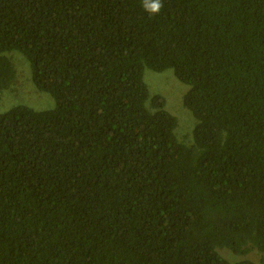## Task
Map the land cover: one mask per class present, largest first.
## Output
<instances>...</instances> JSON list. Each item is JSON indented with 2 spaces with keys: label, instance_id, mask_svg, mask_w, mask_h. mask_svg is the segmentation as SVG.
<instances>
[{
  "label": "trees",
  "instance_id": "1",
  "mask_svg": "<svg viewBox=\"0 0 264 264\" xmlns=\"http://www.w3.org/2000/svg\"><path fill=\"white\" fill-rule=\"evenodd\" d=\"M162 5L0 0V89L15 50L55 100L0 113V264H264V0ZM145 67L188 84L192 139Z\"/></svg>",
  "mask_w": 264,
  "mask_h": 264
},
{
  "label": "rangeland",
  "instance_id": "2",
  "mask_svg": "<svg viewBox=\"0 0 264 264\" xmlns=\"http://www.w3.org/2000/svg\"><path fill=\"white\" fill-rule=\"evenodd\" d=\"M6 55L12 61L16 78L7 88L0 89V113L20 104L40 111L53 109L55 106L54 98L49 93L39 90L33 83L29 61L15 50L7 52ZM143 81L150 94L158 93L165 98L166 110L177 119L175 135L178 140L188 141L192 139V129L196 124V118L183 102V95L189 88L188 84L177 78L173 68L154 71L145 67ZM219 252L230 262L242 259L227 248H220ZM244 257L251 258L260 264L259 256L255 252L248 253Z\"/></svg>",
  "mask_w": 264,
  "mask_h": 264
},
{
  "label": "clouds",
  "instance_id": "3",
  "mask_svg": "<svg viewBox=\"0 0 264 264\" xmlns=\"http://www.w3.org/2000/svg\"><path fill=\"white\" fill-rule=\"evenodd\" d=\"M162 6V0H143V7L152 15L158 14Z\"/></svg>",
  "mask_w": 264,
  "mask_h": 264
}]
</instances>
